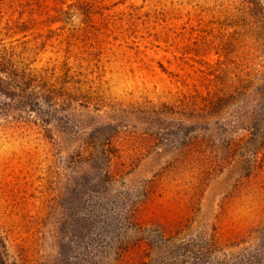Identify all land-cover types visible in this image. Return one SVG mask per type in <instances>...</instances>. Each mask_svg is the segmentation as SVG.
<instances>
[{
	"label": "rangeland",
	"instance_id": "obj_1",
	"mask_svg": "<svg viewBox=\"0 0 264 264\" xmlns=\"http://www.w3.org/2000/svg\"><path fill=\"white\" fill-rule=\"evenodd\" d=\"M255 1L264 11V0ZM252 7L251 0H0V50L90 104L84 116L73 106L66 130L26 110H0L7 264L55 262L74 175L66 160L81 142L79 136L65 143L74 137L67 133L86 136L88 120L109 122L119 109L126 110L116 117L120 132L149 135L158 126L131 109L232 92L239 82L245 94L208 120L212 148L185 153L154 138L139 142L142 151L131 157V142H124L117 145L123 159L113 166L134 160L118 192L144 193V183L152 182L139 212L145 225L223 241L251 230L264 237V145L255 142V131H264V95L255 93L264 78V22ZM139 252H127L126 264H136Z\"/></svg>",
	"mask_w": 264,
	"mask_h": 264
},
{
	"label": "trees",
	"instance_id": "obj_2",
	"mask_svg": "<svg viewBox=\"0 0 264 264\" xmlns=\"http://www.w3.org/2000/svg\"><path fill=\"white\" fill-rule=\"evenodd\" d=\"M251 5L254 6V15L264 22L261 6L255 0H251ZM13 57L11 51L0 50L1 111L10 114L14 110H26L36 115L44 125L55 122L57 128L66 130L74 105L83 110V116L89 110L90 104L84 94L58 89L57 81H53L51 76L19 68ZM245 88L239 82L232 92L222 91L209 97L188 96L172 104L131 109L142 114L144 124L158 126L149 135H138L132 130L120 132L121 125L116 123V117L125 116L126 110L119 109L113 111L109 122L88 120L91 128L84 137L74 131L67 133L74 137L65 143L73 142L79 136L81 142L73 152L70 151L66 160V168L74 175L67 185L69 190L64 199L70 205L63 219V236L53 264H126L127 252L133 247L140 251L136 264H264L262 231L251 230L252 233L223 241L216 234L190 237L179 228L172 230L160 224L145 225L139 220V212L147 200L152 182L144 183V193L118 192L117 187L122 184L120 175L134 160L124 167L120 164L122 168L114 170L118 165L116 162L123 159L117 147L119 143L131 142V157L142 151L139 142L148 140L154 143L155 139L163 142L164 137L167 142L180 146L179 149L185 153L193 150L199 153L204 147L212 148L214 141L208 135V120L232 106L236 96L245 94ZM255 93L264 95V78ZM260 120L264 122L261 115ZM159 127H162V134ZM253 127L258 129L257 125ZM44 133L47 138H52L49 129ZM255 135L258 137L255 142L258 140V145H264V131H255ZM225 144L229 149L233 145L230 141ZM6 252L0 235V264H7ZM143 258L148 259L147 262Z\"/></svg>",
	"mask_w": 264,
	"mask_h": 264
}]
</instances>
